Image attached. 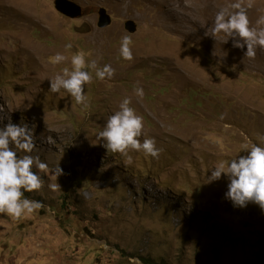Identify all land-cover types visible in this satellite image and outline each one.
Instances as JSON below:
<instances>
[{
  "label": "rangeland",
  "instance_id": "rangeland-1",
  "mask_svg": "<svg viewBox=\"0 0 264 264\" xmlns=\"http://www.w3.org/2000/svg\"><path fill=\"white\" fill-rule=\"evenodd\" d=\"M22 1L0 0V127L27 123L33 154L49 167L38 171L41 189L24 193L44 207L20 218L0 213V264H264V211L226 199V177L207 183L211 164L245 155L264 134V48L247 58L232 37L209 32L235 0H70L83 8L80 19L59 13L56 0ZM248 2L255 26L264 0ZM101 8L112 17L105 29ZM84 24L91 32L77 33ZM124 35L131 60L119 57ZM77 51L115 70L103 81L92 70L81 104L41 79L71 70ZM57 52L66 60L53 64ZM124 97L143 118L139 139L162 149L158 158L129 149V164L97 139ZM57 166L63 174L51 182L60 188L50 191Z\"/></svg>",
  "mask_w": 264,
  "mask_h": 264
},
{
  "label": "clouds",
  "instance_id": "clouds-1",
  "mask_svg": "<svg viewBox=\"0 0 264 264\" xmlns=\"http://www.w3.org/2000/svg\"><path fill=\"white\" fill-rule=\"evenodd\" d=\"M247 7H252L251 0ZM209 32L214 38L218 34L232 37L233 47H246L244 56L253 58L257 47L264 48V11L259 15L255 26H250L242 0H235L216 12ZM131 45L130 36L124 35L120 38V58L132 59ZM64 47L65 50H70L73 46L66 43ZM65 60V55L60 52L50 57L53 64H60ZM70 63L71 70L64 67L54 78L49 79L50 91L57 93L64 90L76 104L84 103L87 99L84 86L91 81L92 70L95 71V77L101 81L111 79L115 71L110 64L98 66L95 60H86V54L82 51L73 53ZM133 91L138 97L144 95L143 88L139 86H134ZM130 105L129 97L122 98L118 109L107 117L97 139L108 153L122 154L129 164L133 159L129 155V149L143 152L145 157L158 158L162 149L157 147L155 138L139 139L144 126L143 118L137 115ZM257 140L258 142L245 147V155H239L235 159L217 160L211 164L207 183L218 181L222 176L226 177V199L237 207L244 208L252 203L264 211V134H260ZM34 148L33 131L27 123L22 121L15 124L9 121L0 127V213L20 218L44 207L41 201L24 196L26 192L41 189L42 178L38 171L48 170L49 167L39 155L33 154ZM34 168L37 171H34ZM62 174L60 166L52 169L47 185L50 191L60 188L57 182L51 181H57ZM129 264H140V261L136 257H130Z\"/></svg>",
  "mask_w": 264,
  "mask_h": 264
},
{
  "label": "water",
  "instance_id": "water-1",
  "mask_svg": "<svg viewBox=\"0 0 264 264\" xmlns=\"http://www.w3.org/2000/svg\"><path fill=\"white\" fill-rule=\"evenodd\" d=\"M55 8L59 13L70 19H80L85 13L81 6L70 0H56ZM97 13L99 17L98 27L100 29H105L112 25V17L108 14L106 9L101 8ZM137 28V24L133 20L126 21L125 29L129 33H136ZM75 31L80 34H89L91 32V27L88 24H84L83 27L76 28Z\"/></svg>",
  "mask_w": 264,
  "mask_h": 264
},
{
  "label": "bare ground",
  "instance_id": "bare-ground-1",
  "mask_svg": "<svg viewBox=\"0 0 264 264\" xmlns=\"http://www.w3.org/2000/svg\"><path fill=\"white\" fill-rule=\"evenodd\" d=\"M3 2H6V3H9V4H11V5H13L14 7H17V8H20V7H23V1L22 0H3ZM16 9V8H15ZM13 10H14V8H13ZM17 10V9H16ZM20 10V9H19ZM21 13V12H20ZM19 13V14H20ZM52 72V71H51ZM42 75H41V79H42V81L43 82H45V83H50L49 82V78H48V74H47V71L45 70V71H43L42 73H41Z\"/></svg>",
  "mask_w": 264,
  "mask_h": 264
},
{
  "label": "trees",
  "instance_id": "trees-1",
  "mask_svg": "<svg viewBox=\"0 0 264 264\" xmlns=\"http://www.w3.org/2000/svg\"><path fill=\"white\" fill-rule=\"evenodd\" d=\"M216 261H219L220 259H219V257L218 256H216ZM142 260V262L144 263V264H154L152 261H150L149 259H145V258H142L141 259ZM200 264H210V263H200ZM252 264V263H251ZM254 264V263H253Z\"/></svg>",
  "mask_w": 264,
  "mask_h": 264
}]
</instances>
